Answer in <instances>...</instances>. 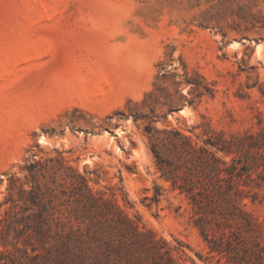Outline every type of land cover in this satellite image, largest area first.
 <instances>
[{
  "label": "rangeland",
  "instance_id": "1",
  "mask_svg": "<svg viewBox=\"0 0 264 264\" xmlns=\"http://www.w3.org/2000/svg\"><path fill=\"white\" fill-rule=\"evenodd\" d=\"M148 123L199 141L264 129V0H0V202L18 199L33 154L61 152L93 191L218 264L160 177ZM253 190L243 204L264 237V181ZM19 226L3 229L0 254L32 264Z\"/></svg>",
  "mask_w": 264,
  "mask_h": 264
},
{
  "label": "trees",
  "instance_id": "2",
  "mask_svg": "<svg viewBox=\"0 0 264 264\" xmlns=\"http://www.w3.org/2000/svg\"><path fill=\"white\" fill-rule=\"evenodd\" d=\"M210 130L213 134L199 141L174 126L144 128L160 177L191 206L210 253L204 260L218 256V264H264L262 224L243 204L246 197L257 199L253 188L264 181V129L230 138L224 130ZM24 168L27 185L18 188V199L0 202V241L3 229L18 223L15 237L30 247L32 264H197L188 243L178 238L173 243L141 225L114 197L93 191L61 152L33 154ZM9 181L11 193L14 175ZM161 194L158 187L152 199L159 201ZM18 208L26 212L19 219ZM16 262L0 254V264Z\"/></svg>",
  "mask_w": 264,
  "mask_h": 264
}]
</instances>
